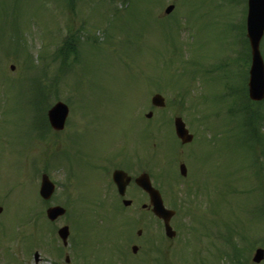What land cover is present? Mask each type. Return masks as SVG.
Wrapping results in <instances>:
<instances>
[{"label": "rangeland", "instance_id": "1", "mask_svg": "<svg viewBox=\"0 0 264 264\" xmlns=\"http://www.w3.org/2000/svg\"><path fill=\"white\" fill-rule=\"evenodd\" d=\"M121 1L0 0L1 241L3 235L15 236L6 241L10 251L23 252L35 243L55 250L54 230L40 217L38 187L46 165L56 185L48 203L69 208L56 226H68L71 238L86 244L92 236L98 239L95 264L110 253L111 264L121 258L122 264H229L222 251L234 247L242 255L244 247L264 236V221L256 214L257 206H264V139L254 145L261 162L256 180L238 130L236 135L225 131L228 99L219 98L226 92L221 78L241 89L248 69L237 61L244 0H127L125 6ZM168 5L174 7L165 15ZM67 27L78 33L77 63L56 53ZM260 51L264 61V42ZM26 76L36 77L39 85L27 84ZM39 87L49 106L54 100L69 106L68 123L59 133L37 136L43 111L31 101ZM154 94L164 97L163 109L151 107ZM251 109L264 115V105ZM148 111L152 117L145 119ZM174 117L194 136L181 149L173 136ZM258 130L264 136V127ZM180 159L188 163L185 178L175 169ZM124 166L131 174L151 173L166 198L163 179L173 183L169 187L180 204L172 220L173 239L155 229L147 213L133 211L131 222L129 215L110 210V174ZM186 205L192 219L185 216ZM138 230L148 236V256L141 247L135 255L130 251ZM155 230L167 240L169 252L162 250ZM256 242L240 256L243 264H254V250L264 249Z\"/></svg>", "mask_w": 264, "mask_h": 264}, {"label": "water", "instance_id": "2", "mask_svg": "<svg viewBox=\"0 0 264 264\" xmlns=\"http://www.w3.org/2000/svg\"><path fill=\"white\" fill-rule=\"evenodd\" d=\"M173 9L172 6H169L165 13H170ZM264 31V0H248V12L246 19V36L249 41L250 53H251V66L249 70V80H248V96L253 101H260L264 98V67L259 54V42L263 35ZM152 103L155 106L162 107L164 106L163 99L156 95L152 98ZM67 114V108L61 104H55L48 111V120L51 127L55 130H60L63 127V123ZM150 114H148V117ZM176 135L182 140L183 143L189 142L191 136L187 134V131L184 129V125L180 119H176L174 122ZM181 173L184 175V169L181 168ZM114 181L118 182L122 179L127 181L122 172H114L113 174ZM136 183L144 188L146 191L152 194V189L148 183V178L146 175H142L136 180ZM53 191V186L48 182L45 176L42 177V183L40 187V194L43 198L47 199L50 197ZM153 211L164 220L166 235L172 237L174 232L171 231L168 221L172 215V212L165 210L162 206L160 198L157 196L156 200L152 202ZM53 212L52 217L58 215L62 210L54 208L49 210ZM50 216V214H49ZM263 257L262 250H257L254 261L259 262Z\"/></svg>", "mask_w": 264, "mask_h": 264}, {"label": "flooded vegetation", "instance_id": "3", "mask_svg": "<svg viewBox=\"0 0 264 264\" xmlns=\"http://www.w3.org/2000/svg\"><path fill=\"white\" fill-rule=\"evenodd\" d=\"M126 196H128L127 199L132 201V204L135 203L136 206H139L144 213H147V215L149 216V220L151 222H153L157 226L160 225L161 223L160 220L154 218L151 213V208L149 206V201H150L149 196L138 188H133V190L129 192H127L126 190L125 197L121 198L116 196L114 201L109 203V206L114 208H119L120 205H123L122 202L124 198H126ZM132 204H130L127 208L131 207ZM82 205L87 206L88 204H82ZM134 241H137L141 246L147 248L148 241L146 239L138 240V238H135ZM77 248L78 246L75 244L74 248L71 247L70 250L66 251L59 249L57 253L49 254V258L51 259V264H95L96 251L93 243L89 242L87 246H85V250H80ZM21 254H23V260H20L18 264H30L31 251L25 250L24 252H21ZM39 259L40 258L37 259L36 263L39 262ZM104 259L105 260L102 264L112 263L111 254L108 257H105Z\"/></svg>", "mask_w": 264, "mask_h": 264}, {"label": "trees", "instance_id": "4", "mask_svg": "<svg viewBox=\"0 0 264 264\" xmlns=\"http://www.w3.org/2000/svg\"><path fill=\"white\" fill-rule=\"evenodd\" d=\"M242 96H243V94H242ZM243 102H244V100H243ZM240 110H241V112L246 113L247 110L250 111V108H249L248 105H244V104H242ZM244 113H243V114H244ZM244 121H245V120H244ZM247 125L249 126V121H248V124H247ZM255 139H260V140H262L259 136L255 137Z\"/></svg>", "mask_w": 264, "mask_h": 264}]
</instances>
